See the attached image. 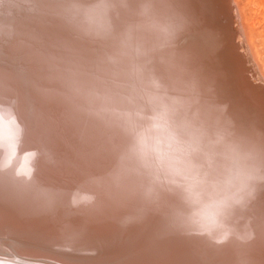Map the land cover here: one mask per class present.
I'll use <instances>...</instances> for the list:
<instances>
[{"label": "bare ground", "instance_id": "bare-ground-1", "mask_svg": "<svg viewBox=\"0 0 264 264\" xmlns=\"http://www.w3.org/2000/svg\"><path fill=\"white\" fill-rule=\"evenodd\" d=\"M92 3L0 0V264H264V190L240 214L238 234L217 244L179 228L166 198L146 201L135 183L100 179L126 141L94 115L102 81L113 95L118 88L106 62L112 42L79 26ZM172 3L183 23L176 62L189 76H204L201 83L211 79L237 126L264 138V93L256 101L247 94L250 69L248 79L240 76L242 64L229 57L228 4ZM193 43L214 58L209 69L201 50L193 59Z\"/></svg>", "mask_w": 264, "mask_h": 264}, {"label": "clouds", "instance_id": "clouds-1", "mask_svg": "<svg viewBox=\"0 0 264 264\" xmlns=\"http://www.w3.org/2000/svg\"><path fill=\"white\" fill-rule=\"evenodd\" d=\"M79 15L85 34L112 42L118 92L99 97L94 115L126 141L100 179L166 198L189 234L217 244L238 234L240 214L264 190V138L241 130L176 62L183 23L172 0H94Z\"/></svg>", "mask_w": 264, "mask_h": 264}, {"label": "rangeland", "instance_id": "rangeland-1", "mask_svg": "<svg viewBox=\"0 0 264 264\" xmlns=\"http://www.w3.org/2000/svg\"><path fill=\"white\" fill-rule=\"evenodd\" d=\"M201 1V0H200ZM204 1V0H203ZM218 1V3L219 4H224V3H227L228 4V6H229V9H228V15H229V18H230V24H231V29H233L232 30V32L234 31L235 33H233V35H234V37H233V40H230V42H231V44L230 45H232V46H230V51H231V54H229V57L231 56V58H233L234 59V57L236 56V55H238L239 57H241V58H239L238 56H237V58L235 59V60H233V59H231V64H233V62L235 61L236 63L238 62L239 63V66L242 64L244 67L246 66L247 68H245L244 69V67L241 65V67H243V68H241V69H243L242 71H244V70H246V71H248V69H250V75H248V76H250V78L248 79V80H250L249 81V86H250V88H248V90H245L246 92H249V93H247L248 95H251V93L254 95V96H256L254 99H255V101L257 100V95L259 96L260 95V93L261 94H263L264 92H262V91H264V90H260V89H264V85H263V81H264V0H235V1H233V0H217ZM230 3H229V2ZM234 2H237L236 4L234 3ZM233 3H234V5H233ZM238 5H239V7H238ZM230 6H232L231 8H230ZM238 7V8H237ZM240 9V10H239ZM229 10H232V11H229ZM235 10H236V15H234L235 13ZM239 14V16H238V14ZM231 14V15H230ZM233 14V15H232ZM231 16H236L235 18L234 17H231ZM234 18V19H233ZM237 20V21H236ZM240 21V22H239ZM232 22L234 23V25L232 24ZM236 24V25H235ZM243 24V25H242ZM235 27V28H234ZM235 29V30H234ZM244 30V31H243ZM237 32V33H236ZM243 32V33H242ZM238 33H239V40H240V42H239V40H238V38H236L235 39V36H237L238 37ZM243 36V37H242ZM246 37V38H245ZM243 39V41H241ZM236 42H235V41ZM241 42H243L242 44H241ZM234 43V44H233ZM198 43H193V45L191 46L190 45V50L191 51H197V52H195V54L194 55H192L193 56V59H196L195 58V56L196 55H198L199 57H200V59H201V53H202V56H203V58L204 59H207V60H209V63H208V65H210V60H211V64L213 65L214 64V58L212 57V56H209L210 54H209V52L207 51V49H200V47L198 48V45H197ZM236 44H237V46L239 47V48H237V46H236ZM243 44H245V45H243ZM240 45V46H239ZM247 45V47H245ZM193 46H194V48H193ZM226 46V44L224 45V46H222L223 48L222 49H224V47ZM236 46V47H235ZM240 47H241V50H240ZM243 47V48H242ZM244 47H245V51L243 50L244 49ZM227 48H229L228 46H227ZM233 48V49H232ZM237 49V50H236ZM240 51H239V50ZM247 49V50H246ZM250 49V50H249ZM199 50H201V53L199 52ZM225 50H226V47H225ZM234 50L235 51H237V52H234ZM224 51V50H223ZM249 51V52H248ZM199 52V53H198ZM234 52V53H233ZM239 52V53H238ZM243 52V53H242ZM244 52H245V54H244ZM250 53L251 54V56H252V58L250 59V54L248 55V53ZM194 53V52H193ZM196 53H198V54H196ZM247 53V54H246ZM233 54V55H232ZM241 54V55H240ZM244 54V55H243ZM207 56V57H206ZM245 56H247L246 58H247V60L244 58ZM249 56V57H248ZM210 57V58H209ZM254 57V58H253ZM242 58H244V59H242ZM229 59V58H228ZM230 59H229V61H230ZM238 60H240L241 62H239ZM250 60L254 63V65H253V63H251L252 64V66H253V68H252V66L251 67H249L250 65ZM196 61L198 62V60L196 59ZM233 61V62H232ZM242 61L244 62V63H242ZM256 61V62H255ZM247 64V65H246ZM256 64V65H255ZM258 64V65H257ZM208 65L205 67V66H203L204 68H206V70L208 69ZM249 65V66H248ZM254 66H255V68L257 69V70H255V68H254ZM258 66V67H257ZM219 68V67H218ZM253 69V70H252ZM254 70L256 71V72H254ZM238 71H239V69H238ZM261 71V72H260ZM253 72V73H252ZM259 74H258V73ZM248 74H249V72H248ZM253 74V75H252ZM255 74V75H254ZM256 74H257V76L259 75V77H261V75H262V80L261 79H259L257 76H256ZM261 74V75H260ZM240 75V74H239ZM241 76V75H240ZM252 76H256L255 78L254 77H252ZM204 77V76H203ZM203 77H202V75H198L197 76V79L200 81L201 79H203ZM212 77H213V79L215 80V76L214 75H212ZM258 78V79H257ZM256 79V80H255ZM262 82V85H261V83H259L260 81ZM251 81H253V82H251ZM255 81V82H254ZM211 82H212V80L210 79L209 81H207L206 83H201L200 82V84H201V86L202 87H204L205 89H211V94L212 95H214V96H216V97H219V99H221V97H220V93L218 92V90L216 91L215 89H214V91H213V89H212V84H211ZM254 83L257 85V88H256V86H254ZM102 84H103V86H102V88H103V92L105 93V94H113V91H111L110 89H108V88H106V84H105V82H103L102 81ZM209 84V85H208ZM208 85V86H207ZM223 85V84H222ZM224 86V85H223ZM254 86V87H253ZM262 86V87H261ZM225 88V87H224ZM258 88H259V90H258ZM251 89H252V91L253 92H251ZM224 90V89H223ZM257 91V93H256V91ZM255 91V92H254ZM260 91V92H259ZM259 93V94H258ZM261 96V98H263V100H264V94L263 95H260ZM69 198V197H68ZM7 236H5L4 238H3V240H7ZM59 254H64V253H62V252H60V251H57Z\"/></svg>", "mask_w": 264, "mask_h": 264}, {"label": "water", "instance_id": "water-1", "mask_svg": "<svg viewBox=\"0 0 264 264\" xmlns=\"http://www.w3.org/2000/svg\"><path fill=\"white\" fill-rule=\"evenodd\" d=\"M209 58H210V57H209ZM236 58H237V57L235 56V59H236ZM205 60H206V63H207V61L209 62V60H207V59H205ZM210 62H211V61H210ZM207 65H208V63H207ZM210 65H211V64H210ZM210 65H208V69H209V67L212 66V65H211V66H210ZM238 69H239V72H240V73H239V72H238V73H239L240 75H242L243 77H247V78H248V72H249V71H246V70H245V71H242L243 69H241V68H238ZM214 70H215V69H213V70L211 71V74L214 75V76H218V72L220 71V68H218L217 71L215 70V71H216V75H215Z\"/></svg>", "mask_w": 264, "mask_h": 264}]
</instances>
